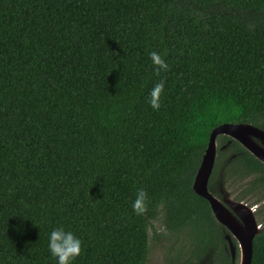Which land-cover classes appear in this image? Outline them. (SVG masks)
Wrapping results in <instances>:
<instances>
[{
  "label": "trees",
  "instance_id": "trees-1",
  "mask_svg": "<svg viewBox=\"0 0 264 264\" xmlns=\"http://www.w3.org/2000/svg\"><path fill=\"white\" fill-rule=\"evenodd\" d=\"M222 123L264 131V0H0V264H57L58 226L82 240L74 264H145L157 220L168 264H231L192 189ZM227 140L208 191L264 201V164ZM139 188L147 216L132 210ZM250 264H264V225Z\"/></svg>",
  "mask_w": 264,
  "mask_h": 264
},
{
  "label": "water",
  "instance_id": "water-1",
  "mask_svg": "<svg viewBox=\"0 0 264 264\" xmlns=\"http://www.w3.org/2000/svg\"><path fill=\"white\" fill-rule=\"evenodd\" d=\"M219 135H225L236 140L264 164V149L255 142V138L264 141V131L246 123H222L214 127L209 133L206 147L192 181L193 191L207 200L215 220L228 230L229 234H226V239L231 259L234 257V246L230 235L235 238L240 248L238 264H250L252 240L260 231V226L257 224L251 208L246 203L231 199H226L223 202L213 196L207 189L217 150L216 137ZM225 146L226 144L220 146V149ZM224 203H227L232 208L239 209L241 223L230 213Z\"/></svg>",
  "mask_w": 264,
  "mask_h": 264
},
{
  "label": "clouds",
  "instance_id": "clouds-1",
  "mask_svg": "<svg viewBox=\"0 0 264 264\" xmlns=\"http://www.w3.org/2000/svg\"><path fill=\"white\" fill-rule=\"evenodd\" d=\"M149 57L154 66V74L160 76L161 72L169 70V64L159 53L153 51ZM165 91V81L161 79L151 89L149 104L153 110L161 108V97ZM149 197L145 189L139 188L136 191L135 199L132 202L133 213L137 216H147L149 212ZM48 248L50 254L56 258L57 264H74L80 257L84 248L82 240L72 231H66L63 226L54 228L49 235Z\"/></svg>",
  "mask_w": 264,
  "mask_h": 264
},
{
  "label": "rangeland",
  "instance_id": "rangeland-1",
  "mask_svg": "<svg viewBox=\"0 0 264 264\" xmlns=\"http://www.w3.org/2000/svg\"><path fill=\"white\" fill-rule=\"evenodd\" d=\"M263 202L264 201L257 202L259 207L263 205ZM260 215H263V217L260 216V221L262 225H264V212L262 211ZM257 222L259 223V219H257ZM154 231L161 234L158 240L152 237L155 234ZM148 235L149 254L145 264H168L167 260L172 254L170 250L175 251L176 245L172 247V238L169 239V241L167 240L169 233L163 229L160 220H157L153 223L152 228H150L148 231ZM236 262V264H238V260Z\"/></svg>",
  "mask_w": 264,
  "mask_h": 264
},
{
  "label": "flooded vegetation",
  "instance_id": "flooded-vegetation-1",
  "mask_svg": "<svg viewBox=\"0 0 264 264\" xmlns=\"http://www.w3.org/2000/svg\"><path fill=\"white\" fill-rule=\"evenodd\" d=\"M228 137V136H227ZM231 139V138H230ZM236 141V140H235ZM255 142L257 145H259L261 148L264 149V141L263 140H259V139H256L255 138ZM229 143V140H227L224 144L222 145H227ZM240 144V143H239ZM221 145V146H222ZM241 145V144H240ZM242 146V145H241ZM216 147H217V150H223V149H220V146H217V143H216ZM226 147V146H225ZM243 147V146H242ZM234 155H230V157L227 159V160H230V158H232ZM215 158H216V155H215ZM214 163H215V160H214ZM214 166V165H213ZM212 171H213V168H212ZM212 171H211V174L209 176V179H208V183L210 181V178H211V175H212ZM220 185V184H219ZM208 186V184H207ZM219 187V193H216L214 194L213 196H215L216 198H218L219 200L223 201L226 200V199H231L233 201H239V202H243V203H246L249 208H251L252 212H253V216L255 217V220L257 222V219H260V216L263 217V215H257V210L260 208L261 209V206L259 207V204L258 203H253V204H249L248 202H244L242 200H238V199H235L233 198V196L231 195L230 193V190H225V192H223L222 194V189H220V186ZM211 193V192H210ZM225 206L228 208V210L230 211V213L236 218V220H238L240 223H241V216H240V212H239V209H236V208H232L231 206H229L227 203H224ZM259 217V218H258ZM257 224H259L260 226V230L262 228L263 225H261L260 223L257 222ZM221 226V229H222V238L224 239V244L222 245L223 249L225 251H228L230 253V250H229V247H228V244H227V239H226V234H229L228 230L222 226ZM230 239H231V242L234 246V257L233 259H231V256H230V263L231 264H236L237 260L239 262V253H240V248L238 246V242L235 240V238L230 235Z\"/></svg>",
  "mask_w": 264,
  "mask_h": 264
}]
</instances>
